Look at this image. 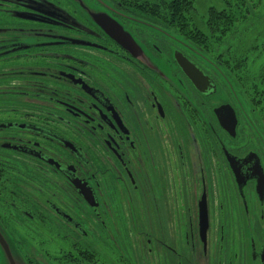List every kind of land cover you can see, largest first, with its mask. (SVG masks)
I'll use <instances>...</instances> for the list:
<instances>
[{
  "label": "flooded vegetation",
  "instance_id": "1",
  "mask_svg": "<svg viewBox=\"0 0 264 264\" xmlns=\"http://www.w3.org/2000/svg\"><path fill=\"white\" fill-rule=\"evenodd\" d=\"M76 1L0 0L3 234L27 264H264L243 59L166 0Z\"/></svg>",
  "mask_w": 264,
  "mask_h": 264
},
{
  "label": "trees",
  "instance_id": "2",
  "mask_svg": "<svg viewBox=\"0 0 264 264\" xmlns=\"http://www.w3.org/2000/svg\"><path fill=\"white\" fill-rule=\"evenodd\" d=\"M261 1L262 0H218L220 6H210L206 16L202 17V23H193L189 20L190 17L188 14H185L186 11L196 9L194 0H166L163 8L181 11V17L177 18L179 14H175L177 20L171 23H175L183 31H186L184 34L188 36V39L204 44L205 47H213L214 51H217L225 44L227 36L232 35L233 31L238 28V24L246 22L247 16L260 5ZM148 8L158 9L161 8V6L152 2L149 4ZM192 26L197 27L188 31V28ZM230 53L232 52L230 51ZM230 56L243 59L245 66L244 72L241 76L239 75L240 77L237 76L238 79L240 78V80H242V85L244 84L243 86L255 110V115L261 120L264 131V68L255 75L246 74L245 70L248 63V56L245 51L242 53L235 51V53L230 54Z\"/></svg>",
  "mask_w": 264,
  "mask_h": 264
},
{
  "label": "rangeland",
  "instance_id": "3",
  "mask_svg": "<svg viewBox=\"0 0 264 264\" xmlns=\"http://www.w3.org/2000/svg\"><path fill=\"white\" fill-rule=\"evenodd\" d=\"M62 1L64 2V0ZM68 1L74 4L77 8H81L80 3L76 0ZM79 1L86 6H91L92 8L95 7L91 0ZM194 3L199 14H206L210 6H220L218 0H194ZM223 47L230 49L232 53H235V51L239 53L245 51L248 56V63L245 70L246 74L255 75L264 68V0H262L260 5H258L252 13L247 16L245 23L238 24V28L233 31L232 35L227 36ZM262 141L264 142V139ZM261 149L264 157L263 144ZM0 264H7L1 251Z\"/></svg>",
  "mask_w": 264,
  "mask_h": 264
},
{
  "label": "water",
  "instance_id": "4",
  "mask_svg": "<svg viewBox=\"0 0 264 264\" xmlns=\"http://www.w3.org/2000/svg\"><path fill=\"white\" fill-rule=\"evenodd\" d=\"M263 187H264V184H263ZM0 246L3 249L7 264H27L24 257L18 251L14 249L7 235L5 234V232L3 234V231L1 229H0Z\"/></svg>",
  "mask_w": 264,
  "mask_h": 264
}]
</instances>
